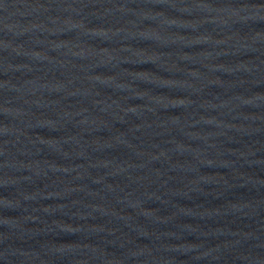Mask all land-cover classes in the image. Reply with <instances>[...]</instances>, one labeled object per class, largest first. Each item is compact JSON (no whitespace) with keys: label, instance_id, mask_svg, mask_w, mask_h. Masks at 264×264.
<instances>
[{"label":"water","instance_id":"water-1","mask_svg":"<svg viewBox=\"0 0 264 264\" xmlns=\"http://www.w3.org/2000/svg\"><path fill=\"white\" fill-rule=\"evenodd\" d=\"M0 264H264V0H0Z\"/></svg>","mask_w":264,"mask_h":264}]
</instances>
